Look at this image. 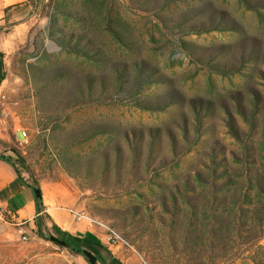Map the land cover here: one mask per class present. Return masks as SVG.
I'll return each mask as SVG.
<instances>
[{"label": "rangeland", "instance_id": "rangeland-1", "mask_svg": "<svg viewBox=\"0 0 264 264\" xmlns=\"http://www.w3.org/2000/svg\"><path fill=\"white\" fill-rule=\"evenodd\" d=\"M15 6L4 26L24 25L2 43L22 176L58 182L138 264H264V0ZM0 264L80 259L7 211Z\"/></svg>", "mask_w": 264, "mask_h": 264}, {"label": "crops", "instance_id": "crops-1", "mask_svg": "<svg viewBox=\"0 0 264 264\" xmlns=\"http://www.w3.org/2000/svg\"><path fill=\"white\" fill-rule=\"evenodd\" d=\"M19 3L20 7L27 6L29 0H0V51L3 53L2 60L9 50L15 46V32L20 26L24 24L19 23L13 26L5 27V23L9 18L16 13V4ZM4 34L9 38L8 48L2 43ZM8 40V39H7ZM5 65L0 67V73L5 72ZM6 79L1 82L0 96L6 94L9 96V101H2L0 97V109L1 103L7 110V116L5 120L0 123V139L10 143H22L26 140L23 132L24 127V110L20 101H13L10 97L9 91L6 89ZM21 136V137H20ZM1 150V148H0ZM50 186L54 195L51 197V201L46 197L45 186L43 189L44 205L47 213L50 215L52 222L55 223L61 231L68 232L70 236H61V233L54 228L49 231L54 236H61L67 241L72 242L73 238L83 239L85 238L86 244L92 252L97 255L98 264H138L135 255L129 251L120 250V253L112 251L104 242L102 237V230L98 228H90L85 222L76 223L68 211V200L61 196L59 192V183H51ZM47 198V200H46ZM0 207L6 209L8 212L13 213L17 219L22 220L25 223L31 225L33 229H36L35 218L39 215L35 208V202L31 193V190L23 186L17 179V173L15 169L8 163L0 160ZM74 242V241H73ZM80 259V264H88L86 260L77 255Z\"/></svg>", "mask_w": 264, "mask_h": 264}, {"label": "trees", "instance_id": "trees-1", "mask_svg": "<svg viewBox=\"0 0 264 264\" xmlns=\"http://www.w3.org/2000/svg\"><path fill=\"white\" fill-rule=\"evenodd\" d=\"M3 53L0 51V67L3 66ZM6 78L5 72L0 73V85L1 82ZM151 107V106H146ZM198 119L199 114L197 113L196 116ZM107 130H97L91 132L90 135L87 137H92V135H95L97 133H105ZM0 160L8 163L11 165L16 173H17V179L18 181L25 187L29 188L31 190L34 202H35V208L37 213L39 214L37 218H35V225H36V233L49 241H52L59 245L62 248L67 249L74 255L82 256L88 264H98L97 255H95L92 250L89 248V245L86 244V239H79V238H73V241H67L66 239L62 238L61 236H70L68 232H63L53 223V228L56 229L61 233V236H54L51 232L47 233L46 230H49V226L45 222L46 219H51L50 215L46 211V207L44 205V199H43V189L40 184V182L36 179H33L32 182L26 180L22 174L20 173L19 169L17 168V162H19L22 165H25V157L23 152L14 144L10 142H6L4 140L0 139ZM139 148L136 147L135 150L137 152ZM119 156V154H118ZM249 199V198H248ZM250 201V200H248ZM252 220L254 223L260 222V216L255 214L252 216ZM221 222V221H220ZM218 221V223H220Z\"/></svg>", "mask_w": 264, "mask_h": 264}, {"label": "built area", "instance_id": "built-area-1", "mask_svg": "<svg viewBox=\"0 0 264 264\" xmlns=\"http://www.w3.org/2000/svg\"><path fill=\"white\" fill-rule=\"evenodd\" d=\"M0 97L1 100L4 101L5 95L2 94ZM7 114H8L7 110L1 103L0 123H2L5 120ZM23 134L25 137L27 136L25 130ZM68 211L76 223L85 222L90 228H98L102 230V237L104 239V242L112 251L116 252L122 249L126 251L135 250L134 246L127 239V237L120 230L114 229V226H112L109 222H100L98 217L93 216L91 213L83 209L69 208ZM3 212H7V210L0 207V213ZM23 238L27 239V235H24ZM142 261L143 264H147L146 261L144 260Z\"/></svg>", "mask_w": 264, "mask_h": 264}, {"label": "bare ground", "instance_id": "bare-ground-1", "mask_svg": "<svg viewBox=\"0 0 264 264\" xmlns=\"http://www.w3.org/2000/svg\"><path fill=\"white\" fill-rule=\"evenodd\" d=\"M44 189L46 190V197L48 198L49 201H51V197L54 195V192L52 191L51 187L47 186V185H46V187H44ZM47 198H46V200H47ZM99 221L100 222H105V221H103L101 219H99ZM114 229H116V228L114 227Z\"/></svg>", "mask_w": 264, "mask_h": 264}]
</instances>
